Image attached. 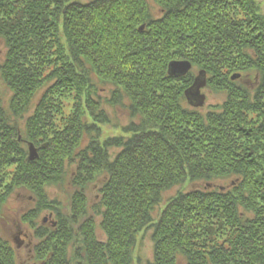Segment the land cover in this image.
Returning a JSON list of instances; mask_svg holds the SVG:
<instances>
[{
	"label": "trees",
	"instance_id": "trees-1",
	"mask_svg": "<svg viewBox=\"0 0 264 264\" xmlns=\"http://www.w3.org/2000/svg\"><path fill=\"white\" fill-rule=\"evenodd\" d=\"M0 42V220L15 192L34 198L18 218L32 231V264H134L147 230L145 264H264L254 0H0ZM172 61L191 71L168 76ZM194 71L224 96L206 113L186 104ZM108 108L127 123L104 139ZM185 183L194 187L165 198ZM49 189L68 195L67 214ZM45 211L54 222L38 225ZM15 250L0 237V264H17Z\"/></svg>",
	"mask_w": 264,
	"mask_h": 264
},
{
	"label": "rangeland",
	"instance_id": "rangeland-1",
	"mask_svg": "<svg viewBox=\"0 0 264 264\" xmlns=\"http://www.w3.org/2000/svg\"><path fill=\"white\" fill-rule=\"evenodd\" d=\"M83 3L86 2V0H81ZM258 6L259 14L261 17L264 18V0H254ZM4 53V47L2 46V43L0 42V61L2 60V55ZM195 77L198 75L197 71H194ZM240 76V75H239ZM240 78V77H238ZM241 83L246 86L249 90H252L253 83L252 80L249 78L243 79ZM111 90L110 87H104L102 91L99 92V94L102 97H108L109 91ZM201 93L205 95V102L203 107L197 108L201 113H206L210 107L219 105L223 102L224 96L223 94L219 92H215L213 90H210L206 87H204L201 90ZM187 106L188 103L186 102ZM191 107V106H189ZM192 108V107H191ZM195 109V108H194ZM108 114L112 118V122L110 125H102V137L105 139L106 137H114L119 134V128L116 127L117 123L121 126H124L127 123L125 115L120 111L116 110V119H114V111L110 108L107 109ZM28 148V147H27ZM226 183L219 184L220 188H223V186ZM194 186L190 185L188 183H185L184 185L180 187H175L172 191L165 194V198H170L173 195H175L177 192H187L190 189H192ZM49 193V200L56 201L58 204L61 205V208L63 209V214H67L69 212V205H68V195H63L59 191L56 190H48ZM87 214L90 215V207H92L97 200L96 196V189L91 188L89 192L87 193ZM35 200L34 198L27 192L23 191H17L14 193V195L9 200L8 204L4 208L5 214H3V217L0 220V237L2 239L8 240L11 244V246H14L13 241L16 240L19 244H21L20 249H16V256H17V264H32L29 257L32 254V247L34 246V239L32 236L31 229L21 222L18 221V218L23 215L27 214L28 212L32 211V209L35 207ZM45 220L44 225H51L54 222L53 215L50 214V212L45 211L43 212L38 219V225L42 223V221ZM97 238L99 240H103V236L100 233V231L97 229ZM151 230H147L144 232L139 240V243L137 244L135 250H134V264H145L146 261L152 260V251H153V243L151 241Z\"/></svg>",
	"mask_w": 264,
	"mask_h": 264
},
{
	"label": "water",
	"instance_id": "water-1",
	"mask_svg": "<svg viewBox=\"0 0 264 264\" xmlns=\"http://www.w3.org/2000/svg\"><path fill=\"white\" fill-rule=\"evenodd\" d=\"M192 65L188 61H172L167 66V75L173 78H183L191 71ZM238 75H233L231 80L237 79ZM206 87V77L203 72H199V74L194 78L192 85L185 90L184 97L186 102L192 108H201L205 102V95L201 93V90ZM38 158L37 150L33 147V145H29L28 147V157L29 161H34ZM15 248L20 249L21 244H19L16 240L13 241Z\"/></svg>",
	"mask_w": 264,
	"mask_h": 264
}]
</instances>
